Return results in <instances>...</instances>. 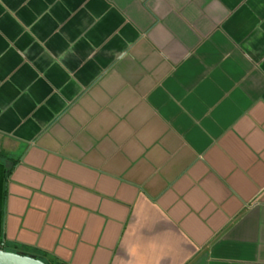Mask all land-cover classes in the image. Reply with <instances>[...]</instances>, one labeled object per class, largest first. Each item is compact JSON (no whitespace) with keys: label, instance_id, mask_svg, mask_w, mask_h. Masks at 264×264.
I'll return each instance as SVG.
<instances>
[{"label":"crops","instance_id":"0c3cea01","mask_svg":"<svg viewBox=\"0 0 264 264\" xmlns=\"http://www.w3.org/2000/svg\"><path fill=\"white\" fill-rule=\"evenodd\" d=\"M5 239L67 264H264V0H0Z\"/></svg>","mask_w":264,"mask_h":264},{"label":"trees","instance_id":"16d2710c","mask_svg":"<svg viewBox=\"0 0 264 264\" xmlns=\"http://www.w3.org/2000/svg\"><path fill=\"white\" fill-rule=\"evenodd\" d=\"M17 159L8 155L5 152L0 153V248L5 250L15 251L27 255H34L37 258L42 259L47 264H67L61 261H52L46 258L43 252L32 253L31 251L22 249L17 244H10L5 239V231H4V220H5V207L7 200V188H8V180L12 174L14 167L16 166Z\"/></svg>","mask_w":264,"mask_h":264},{"label":"water","instance_id":"95a60500","mask_svg":"<svg viewBox=\"0 0 264 264\" xmlns=\"http://www.w3.org/2000/svg\"><path fill=\"white\" fill-rule=\"evenodd\" d=\"M0 264H47L34 255H27L0 248Z\"/></svg>","mask_w":264,"mask_h":264}]
</instances>
